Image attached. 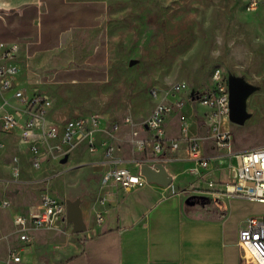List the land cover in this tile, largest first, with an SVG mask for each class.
Masks as SVG:
<instances>
[{
	"label": "crops",
	"instance_id": "0c3cea01",
	"mask_svg": "<svg viewBox=\"0 0 264 264\" xmlns=\"http://www.w3.org/2000/svg\"><path fill=\"white\" fill-rule=\"evenodd\" d=\"M107 7L106 0H0V41L17 46L16 54L6 61L0 59V63L16 66L15 87L50 98L51 116L97 114L101 125L107 126V118L86 113L63 89L58 93L64 83L80 81L75 72L69 75L73 68H58L47 78L37 72L45 64L43 59L83 58L98 63L102 57L99 30ZM86 70V81L107 80L106 74L101 80L94 77L99 73L94 67ZM58 71H65L61 72L65 77L56 78ZM56 102L62 103L60 109L53 107ZM187 106L192 108L193 103ZM180 112L167 117L166 129L173 120L177 125V135L169 136L167 131L168 137H179ZM192 112L191 109L189 118L194 128L190 132H198L203 142L210 141L206 125L199 114L193 116ZM117 132L113 136L115 156L133 170L138 169L139 161L152 162L148 150L136 149L147 155L143 159L124 158L120 151L126 140L136 144L135 138L144 137L145 130L132 129L128 136ZM10 135L15 137L10 147L23 151L31 164L29 148L21 141L18 129ZM93 135L94 150L82 141L62 147L61 155L65 156L61 158L55 151L47 153L43 172H57L46 179L32 165L19 167L17 155H13L8 171H0V264H4L11 248H17L21 255V260L12 264H244L237 242L243 219L233 230L228 226L231 201L243 198L226 195L228 172L227 181H212L210 188L191 186L212 171L220 174L225 167L220 159L226 152L200 149L203 155L212 157L209 164L213 163L192 172L189 168L195 164L181 142L180 148L169 152L163 160L173 176L170 185L151 182L125 191L114 182H101L102 174L110 166L102 145L107 134L96 130ZM44 196H79L85 229L74 232L72 222L60 218L51 228L28 226L30 244H23L12 218L17 213L29 215L39 210Z\"/></svg>",
	"mask_w": 264,
	"mask_h": 264
},
{
	"label": "rangeland",
	"instance_id": "374dc122",
	"mask_svg": "<svg viewBox=\"0 0 264 264\" xmlns=\"http://www.w3.org/2000/svg\"><path fill=\"white\" fill-rule=\"evenodd\" d=\"M106 1L108 7L99 30L102 44L100 61L43 59L45 64L37 69L39 76L47 78L58 68H73L69 75L75 72L80 81L64 83L58 93L63 89V93L76 104L78 101L81 104L78 107L86 113H99L107 121H118L120 128L117 134L128 136L132 129H143L141 123L155 104V99L149 94L152 86L164 89L174 82L184 81L187 87L177 95L187 96L206 86L212 69L219 66L228 76L238 77L251 87L245 97L248 116L241 123L229 122L233 149L264 144V4L248 10V0ZM92 67L99 71L94 77L101 80L106 74L107 80L86 81V69ZM61 72L65 74V71ZM61 72H56L55 77H65ZM61 105V102H56L53 107L60 109ZM192 110L193 116L199 114L198 118H201L204 108L194 103ZM128 114L132 117V124L122 121ZM192 128L194 126L189 129ZM167 131L169 136L177 135L175 120L168 124ZM14 138L0 130V141L4 144L0 148L2 172L12 166L13 155L18 156L19 167L31 168L23 151L10 147L9 143H13ZM199 144L201 150L227 152V148H215L211 140L203 142L200 139ZM62 151L55 150L60 158L65 156L61 155ZM120 151L124 158L147 157L129 140ZM222 159L225 167L220 174L212 171L191 186L210 188V180L215 184L220 178L227 181V164L235 162V159L229 155L220 161ZM34 170L42 174L43 179L57 172H43V168ZM257 214H264V202L233 199L228 226L233 230L239 219Z\"/></svg>",
	"mask_w": 264,
	"mask_h": 264
},
{
	"label": "built area",
	"instance_id": "2783aa9c",
	"mask_svg": "<svg viewBox=\"0 0 264 264\" xmlns=\"http://www.w3.org/2000/svg\"><path fill=\"white\" fill-rule=\"evenodd\" d=\"M260 4H264V0H248L246 8L254 10ZM16 49L15 44L0 41V59H11ZM15 72L13 63H0V129L7 133L18 129L21 141L29 148L30 162L35 169L42 167L47 153L55 150L59 152L62 147H72L85 141L88 148L94 150L96 144L93 134L100 130L107 134L102 145L110 164L102 174L101 182H114L125 191L147 184L138 169L133 170L114 155L116 142L113 136L120 128L118 121H108L105 127L101 125V118L97 114L53 117L50 98L40 92L27 93L15 87ZM186 87L182 81L174 82L164 89L157 86L149 89L155 104L142 122L145 136L135 138L136 149L142 152L148 150L152 161H163L169 157V152L180 148V143L184 142L188 158L195 164L189 170L196 172L207 168L212 157L201 153L199 133L190 132L189 129L192 108L187 105L198 103L204 108L201 119L207 128L206 137L215 148H227L226 154L235 159V162L227 164L230 181L225 189L226 195L264 202V144L236 151L233 149V135L229 127L228 75L216 66L206 86L187 96L177 95L178 91ZM177 110H181L178 115L179 137L171 138L167 136L166 121ZM122 121L125 124L133 123L129 114ZM1 147L3 143L0 141ZM212 183L209 181V185ZM65 217L66 203L57 196H44L39 210L29 215L17 213L12 222L23 244H30L31 235L26 231L28 226L51 228L58 219ZM101 218L98 215V220ZM237 242L242 250L244 264H264V214L249 215L242 220ZM20 260L18 249L11 248L4 264Z\"/></svg>",
	"mask_w": 264,
	"mask_h": 264
},
{
	"label": "water",
	"instance_id": "95a60500",
	"mask_svg": "<svg viewBox=\"0 0 264 264\" xmlns=\"http://www.w3.org/2000/svg\"><path fill=\"white\" fill-rule=\"evenodd\" d=\"M133 60H130L132 63ZM229 89V119L232 122L241 123L248 116L245 110V97L251 90L249 84L243 82L235 76H228ZM138 172L145 178L147 183L156 182L161 185H170L173 176L167 170L163 161H139ZM66 203V220L72 222L74 232H80L85 229V224L82 219V211L80 207V197L76 196L73 199L60 197Z\"/></svg>",
	"mask_w": 264,
	"mask_h": 264
}]
</instances>
